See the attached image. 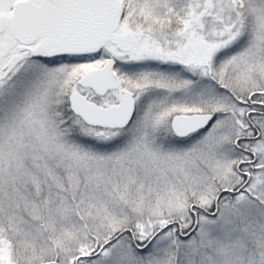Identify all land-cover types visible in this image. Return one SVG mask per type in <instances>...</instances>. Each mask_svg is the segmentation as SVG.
<instances>
[{"label": "snow or ice", "instance_id": "snow-or-ice-1", "mask_svg": "<svg viewBox=\"0 0 264 264\" xmlns=\"http://www.w3.org/2000/svg\"><path fill=\"white\" fill-rule=\"evenodd\" d=\"M0 264H264V0H0Z\"/></svg>", "mask_w": 264, "mask_h": 264}]
</instances>
